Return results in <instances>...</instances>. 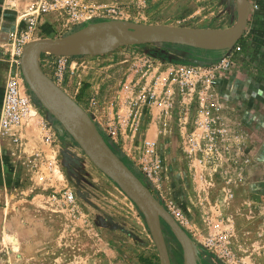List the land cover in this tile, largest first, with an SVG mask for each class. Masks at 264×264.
Listing matches in <instances>:
<instances>
[{
  "label": "rangeland",
  "instance_id": "374dc122",
  "mask_svg": "<svg viewBox=\"0 0 264 264\" xmlns=\"http://www.w3.org/2000/svg\"><path fill=\"white\" fill-rule=\"evenodd\" d=\"M79 1L99 11L114 8L119 14L109 19L93 18L70 31L62 30L59 19L50 20L51 28L43 27V31L39 30L27 43L41 39H59L84 26L110 20L143 25L175 26L162 22L151 23L152 21L147 18V11L152 6V0H125L104 7L86 0ZM258 1L249 0L248 19L259 11ZM154 3L158 4L157 9L177 11L180 12L179 14L183 11L190 15L185 20V25L191 27H175L227 29L236 22L235 0H157ZM3 4L11 7L15 13L12 29L8 32L4 44L0 46V60L6 63L2 88L4 92L10 62L12 59L17 60L14 44L9 40V33L24 26L21 16L27 3L3 0ZM181 18L176 22H170L183 24ZM241 40L242 38L237 42L241 50L233 57L231 70L219 76L217 85L210 95L204 96L196 104H192L188 99L174 102L173 105H166L160 112V118L171 121L176 128L172 142L153 140L157 143L160 158L165 165L159 187H152L136 167H130L132 168L130 170L188 235L194 249L195 264H264V78L259 77L257 66L245 65ZM150 48L156 49V56L149 57L144 54L145 49ZM122 51H125L129 57L128 71L133 74L132 65L136 64L137 58L142 59L144 56L163 66L206 67L218 63L229 54L224 51L173 44H147L121 47L104 54L105 56H63L68 58L70 69L74 71L73 76L67 78L63 84L56 81L52 54H41L39 63L42 71L69 99L75 102L88 117L90 116L88 109H93L92 112L102 123V120L113 118L117 113L122 114L116 104L123 95L128 100V94L120 93L124 86H127L124 85L126 83L113 93L112 84L109 83L103 99L91 97L90 99L97 101L95 108L89 105L90 99L85 106L76 101L70 90L71 88H75V91L79 90L87 84L95 85L98 77L105 74L100 66L106 61L103 63L99 61L111 55H118ZM177 54L182 56L176 57ZM117 57L123 58L121 55ZM92 79L96 80L92 81ZM134 79L129 82L134 83L138 80ZM145 80L147 83L151 81L148 82L147 78H144L143 83ZM109 90L111 92L107 95ZM24 91L31 97L35 108L30 118L37 120L41 130L40 122L48 123L52 127L54 143L51 146H54L57 140L62 141L58 161H55V164L57 167L61 166L64 171V184L72 188L78 200L82 201L83 212L88 214L90 219L97 216L122 227L123 230L113 229V231L116 230L118 236L129 240L138 249L140 258L149 255L153 258L154 264H160L145 219L134 202L92 164L63 128L62 134L58 132L56 129L58 122L33 97L25 82ZM150 107L142 108L136 132L128 131V148L133 154L135 153V162L139 159V151L136 150L141 143L139 140L153 139L148 135V131L146 132ZM99 134L118 154L119 142L110 140L105 133ZM6 137L0 131L1 146L3 138ZM10 143L13 146L12 154L15 150L16 152L21 150L20 138L17 144L13 141ZM18 157L17 159L22 160L21 156ZM242 186L245 190V201L237 204L235 202L239 195L237 192ZM161 228L170 263L184 264L179 239L163 221ZM220 237L225 239L224 245L231 252L230 259L228 256H220L218 250L208 245L210 238L218 240ZM139 264H143L142 261H139Z\"/></svg>",
  "mask_w": 264,
  "mask_h": 264
},
{
  "label": "crops",
  "instance_id": "0c3cea01",
  "mask_svg": "<svg viewBox=\"0 0 264 264\" xmlns=\"http://www.w3.org/2000/svg\"><path fill=\"white\" fill-rule=\"evenodd\" d=\"M86 1L104 7L125 0ZM156 1L152 0V6L147 11V18L151 23L187 26L185 20L190 15L183 11L179 14L177 11L157 9L158 4L154 3ZM258 2L260 9L255 16L248 19L242 36V58L246 60L247 67L257 66L259 77L264 78V0ZM14 17V10L0 0V46L4 44L8 32L12 29ZM180 18L183 24L170 22H176ZM50 20H57V17L52 14L45 16L41 21L43 27L50 29ZM153 48L145 49L144 54L149 57L156 56V49ZM118 55L123 58L120 59ZM118 55H111L99 61H106L100 66L105 74L98 77L95 85L87 84L76 91L71 88L76 101L85 106L91 97L103 99L109 83L112 84L113 93L118 91L123 83L128 85L129 80L137 78V75L128 71L129 57L125 51ZM179 56L182 55L177 54L176 57ZM5 67L6 63L0 60V107ZM154 76V73L148 76L147 81ZM94 80L96 79H92ZM123 90L120 91L121 94ZM110 92L109 90L107 95ZM125 102L126 96L123 95L116 104L122 112L127 110ZM150 106L152 113L150 112L146 132L148 131L152 140L172 142L176 127L171 121L160 118V112L166 106L161 96ZM92 110L88 109L91 122L99 133H104L103 124ZM14 131L22 141V148L19 145L21 150L11 153L13 146L9 137H4L2 146L0 145V264H139V261L143 264H154L149 255L140 258L138 249L129 240L118 236L116 230L109 229L97 216L90 219L84 212L74 216L50 197L53 192L69 188L64 184V171L61 166L57 167L55 164L62 141L57 140L54 146L44 143V132L38 127L37 120L32 118L27 119ZM128 134L127 129L121 131L117 140V156L132 169L130 167H136L137 163L135 153L128 148ZM18 156H21L22 160L17 159ZM163 166L165 168L164 164ZM237 194V204L245 201L243 186L238 189ZM79 202L83 207L82 201Z\"/></svg>",
  "mask_w": 264,
  "mask_h": 264
},
{
  "label": "water",
  "instance_id": "95a60500",
  "mask_svg": "<svg viewBox=\"0 0 264 264\" xmlns=\"http://www.w3.org/2000/svg\"><path fill=\"white\" fill-rule=\"evenodd\" d=\"M235 2L236 22L227 29H193L110 20L84 26L59 39L29 42L21 52L20 71L29 91L58 122L56 125L58 132L62 134L63 128L92 164L134 202L145 219L160 264H171L162 233V221L179 239L184 264H195L191 240L142 181L104 141L86 113L42 71L39 58L41 54L69 57L104 55L121 47L147 44H173L229 52L242 38L250 13L249 0ZM99 34L111 35L114 39L102 45L95 40ZM97 219L111 230H123L114 222L104 221L100 217Z\"/></svg>",
  "mask_w": 264,
  "mask_h": 264
},
{
  "label": "built area",
  "instance_id": "2783aa9c",
  "mask_svg": "<svg viewBox=\"0 0 264 264\" xmlns=\"http://www.w3.org/2000/svg\"><path fill=\"white\" fill-rule=\"evenodd\" d=\"M15 1V0H13ZM26 2L22 13L23 27L9 33V40L14 44L17 60H11L10 69L5 80L4 92L1 103L0 131L10 138L13 143L19 139L14 131L19 125L27 121L35 111L31 97L24 91V82L20 72V56L23 46L31 40L33 35L40 30L45 16L52 14L61 21L62 30L70 31L82 23H87L93 18H115L119 12L111 8L104 11L92 9L79 0H17ZM146 1V0H143ZM240 46L235 44L229 54L220 59L218 63L206 67L186 65L157 64L149 58H137L133 64L134 74L137 81L124 86L123 92L128 94L125 104L127 110L110 119L102 120L103 132L112 141H117L121 131L136 132L139 124L142 108L150 106L161 96L165 105H173L174 102L188 99L192 104L199 103L201 98L210 95L217 85L220 75L228 73L232 68L235 55L240 53ZM52 65L56 72V81L59 84L66 82L67 78L73 76L74 71L70 69L68 58L51 55ZM155 74L149 83H143V79ZM90 106H96L95 99L89 100ZM95 108V107H94ZM44 132V143H54V133L48 123L40 122ZM139 139V138H137ZM141 143L136 148L139 151V159L136 168L149 184L158 188L161 183L164 167L159 155L157 143L150 139H140ZM133 143V142H132ZM53 201L72 215L83 213L80 202L71 188H65L60 193L50 195ZM225 239L220 237L216 240L210 238L208 245L218 250L220 256L231 258V252L225 245Z\"/></svg>",
  "mask_w": 264,
  "mask_h": 264
},
{
  "label": "bare ground",
  "instance_id": "6f19581e",
  "mask_svg": "<svg viewBox=\"0 0 264 264\" xmlns=\"http://www.w3.org/2000/svg\"><path fill=\"white\" fill-rule=\"evenodd\" d=\"M113 39H114L113 36L107 35V34H99L95 38L96 42L99 44H102V45H106V44L110 43Z\"/></svg>",
  "mask_w": 264,
  "mask_h": 264
}]
</instances>
